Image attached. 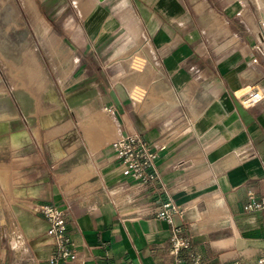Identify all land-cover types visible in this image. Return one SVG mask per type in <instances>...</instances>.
<instances>
[{
  "label": "crops",
  "instance_id": "0c3cea01",
  "mask_svg": "<svg viewBox=\"0 0 264 264\" xmlns=\"http://www.w3.org/2000/svg\"><path fill=\"white\" fill-rule=\"evenodd\" d=\"M33 1L87 81L46 116L0 120V264H15L17 235L29 258L20 264H49L54 247L35 208L67 202L81 264H160L171 224L154 214L167 199L181 206L173 223L191 234L205 264H255L264 255V207L244 206L250 194L264 196V99L249 108L240 99L252 88L264 93L257 24L221 0ZM213 22L232 37L210 36ZM126 63L141 65L131 71ZM132 133L163 145L158 176L121 192L108 144ZM101 181L113 186L114 202L88 208L68 200Z\"/></svg>",
  "mask_w": 264,
  "mask_h": 264
},
{
  "label": "rangeland",
  "instance_id": "374dc122",
  "mask_svg": "<svg viewBox=\"0 0 264 264\" xmlns=\"http://www.w3.org/2000/svg\"><path fill=\"white\" fill-rule=\"evenodd\" d=\"M50 1L51 3H48L47 0V6L70 5V0ZM54 1L56 4H53ZM209 1L218 6L219 0ZM221 1L228 6L231 3L237 4V12L240 14L238 16L247 23L249 18L255 27L256 15L261 18L264 16V0ZM34 2L0 0V120H4L7 114L23 119L29 111L35 114L38 112L41 117L46 116L53 110L55 103L68 105L71 87L76 88L78 85V88H81L87 81L77 78V73L84 64L72 62L62 34L49 29L48 18H38V14L34 13ZM202 8V4L198 5L196 10H201V14L195 18L201 23ZM41 23H45L44 28ZM216 28L210 36L217 35L229 39L232 37L229 31L219 24ZM128 65L132 71L141 64L126 63V67ZM34 104H38L40 109L36 112L28 110V107L33 108ZM4 129L6 127L0 126V131ZM4 174L2 179L6 181L8 174Z\"/></svg>",
  "mask_w": 264,
  "mask_h": 264
},
{
  "label": "built area",
  "instance_id": "2783aa9c",
  "mask_svg": "<svg viewBox=\"0 0 264 264\" xmlns=\"http://www.w3.org/2000/svg\"><path fill=\"white\" fill-rule=\"evenodd\" d=\"M256 24L260 29V35H255L257 39L255 47L263 50L264 16L262 18L256 16ZM255 60L256 58H252V61ZM138 93L142 97L145 92L139 90ZM128 96L130 99H134L131 94H128ZM263 99L264 93L258 88H252L240 99V103L243 107L249 108L260 104ZM107 109L112 112L114 107L110 105ZM108 146L112 151V160L116 161L119 167L120 177L113 186L119 188L121 192L129 188L130 184L145 185L157 178L156 159L159 150L163 148L162 144L158 145L146 139L140 133H132L115 138L109 142ZM112 187L101 181L89 190H76L74 196L68 200H76L81 206L94 208L102 202L115 201V193ZM252 198L253 195L250 194V200L244 206L246 210L252 211L264 207V196L259 201H252ZM67 204L65 206L40 204L35 208L47 221V234L52 239L54 251L48 257L47 261L49 264H54L59 260H70L81 264L75 243L67 229L68 209L70 207ZM182 213L183 210L180 205L172 199H167L161 202L154 214L156 218L164 219L171 224L169 241L164 247L166 254L160 264H205L202 254L191 249V234L181 224L173 223V217L175 215L180 216ZM16 238L19 239L20 236L17 235ZM184 251L186 252V258L183 257ZM12 252L15 264L29 260L21 246L18 249L13 248ZM126 264L134 263L127 262ZM231 264L240 263L234 262ZM255 264H264V255H260L256 259Z\"/></svg>",
  "mask_w": 264,
  "mask_h": 264
},
{
  "label": "bare ground",
  "instance_id": "6f19581e",
  "mask_svg": "<svg viewBox=\"0 0 264 264\" xmlns=\"http://www.w3.org/2000/svg\"><path fill=\"white\" fill-rule=\"evenodd\" d=\"M258 35H260V30H259V33ZM13 246L14 248L18 249L20 246H21V240L17 239V238H13Z\"/></svg>",
  "mask_w": 264,
  "mask_h": 264
}]
</instances>
